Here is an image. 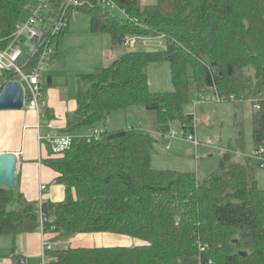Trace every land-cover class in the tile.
Returning a JSON list of instances; mask_svg holds the SVG:
<instances>
[{
  "label": "trees",
  "instance_id": "16d2710c",
  "mask_svg": "<svg viewBox=\"0 0 264 264\" xmlns=\"http://www.w3.org/2000/svg\"><path fill=\"white\" fill-rule=\"evenodd\" d=\"M33 1L0 0V48ZM87 1L78 10L90 16L91 33L110 36L111 50L123 48L129 37L162 38L165 47L126 52L97 72L76 76V109L67 115L64 135L135 106L156 113L162 136L174 122L184 133L192 131L193 117L183 111L190 69L199 92H213L220 102L253 100L255 151L262 148L264 158V0H158L144 7L138 0H112L124 20L97 0ZM157 62L169 64L171 91L149 89L146 68ZM71 138L68 150L47 162L64 200L37 208L17 183L12 190L0 187V236L40 231L41 213L43 233L65 241L109 233L140 243L54 248L47 264H264V190L253 175V158L239 163L225 154L201 183L194 174L153 170L155 142L145 131L130 127L104 131L99 139Z\"/></svg>",
  "mask_w": 264,
  "mask_h": 264
},
{
  "label": "rangeland",
  "instance_id": "374dc122",
  "mask_svg": "<svg viewBox=\"0 0 264 264\" xmlns=\"http://www.w3.org/2000/svg\"><path fill=\"white\" fill-rule=\"evenodd\" d=\"M141 7L155 5L158 0H138ZM112 17L124 20L126 15L116 5L108 8ZM29 13L25 9L21 23H26ZM67 26L58 36L51 71L48 63L43 67L42 78L53 76V83L60 88L61 95L74 100L76 82L73 77H61L72 70L78 63L89 62L87 73L97 72L104 66L105 55L111 46L107 34L91 33L90 16L80 10H73L67 17ZM129 45L122 49L124 54L130 51L163 50L162 38H128ZM133 44V45H131ZM119 50V49H118ZM117 51V50H116ZM108 65V64H107ZM149 89L152 92L172 90L171 72L167 62L151 63L146 68ZM213 92H199L195 81L188 71V103L183 111L193 117V130L186 133L179 122L170 125L169 133L162 136L158 131L157 115L141 107H130L123 112L111 114L105 123L94 128H83L72 131L70 136H91L93 133L117 131L133 127L148 133L154 140L151 150L150 166L156 171H174L194 174L197 181L203 182L216 172L225 154H230L233 162L245 163L251 159L253 175L258 187L264 190V161L254 158L253 115L256 111L253 100L219 101L213 99ZM43 98V97H42ZM41 98V100H42ZM176 134L172 137V134ZM188 135L193 141L186 140ZM4 241V240H0Z\"/></svg>",
  "mask_w": 264,
  "mask_h": 264
},
{
  "label": "crops",
  "instance_id": "0c3cea01",
  "mask_svg": "<svg viewBox=\"0 0 264 264\" xmlns=\"http://www.w3.org/2000/svg\"><path fill=\"white\" fill-rule=\"evenodd\" d=\"M123 48L111 50L105 55L104 66L118 58ZM89 62L78 63L68 69L61 77L90 74ZM51 65L46 70L51 71ZM94 73V72H92ZM53 76L41 78L42 100L39 112L24 108L20 111H0V154H12L17 158L16 183L28 202L37 208L46 202L60 203L64 200V187L56 183L57 173L49 168L47 162L53 159L51 146L47 141L50 135H64L67 115L76 109L74 100L61 95L60 88L53 83ZM76 82V80H75ZM44 185L45 189L40 190ZM0 264H38L43 243L54 248H111L139 245L137 240L126 236L101 233L77 235L67 241L53 233L21 234L19 236H0Z\"/></svg>",
  "mask_w": 264,
  "mask_h": 264
},
{
  "label": "built area",
  "instance_id": "2783aa9c",
  "mask_svg": "<svg viewBox=\"0 0 264 264\" xmlns=\"http://www.w3.org/2000/svg\"><path fill=\"white\" fill-rule=\"evenodd\" d=\"M104 8L115 6L112 0H97ZM89 5L87 0H34L26 8L29 18L26 23H19L8 43L0 48V92L9 81L18 82L24 91V108L39 112L42 98L40 79L44 71L43 67L49 63L54 55L53 39L57 37L67 26V17L73 10ZM130 42L126 43L129 45ZM133 45V44H131ZM15 78V79H12ZM219 102V96L213 99ZM257 109V106H255ZM101 133H93L95 139H99ZM176 134H172L174 137ZM186 140L193 141V136L188 135ZM47 141L51 146L53 155H59L68 150L72 138L69 135H50ZM263 149L255 153V157L264 161L261 156ZM42 185L40 190L43 191ZM44 218L39 213L40 232L43 233ZM52 250L48 243L42 244L38 264H47V253Z\"/></svg>",
  "mask_w": 264,
  "mask_h": 264
},
{
  "label": "water",
  "instance_id": "95a60500",
  "mask_svg": "<svg viewBox=\"0 0 264 264\" xmlns=\"http://www.w3.org/2000/svg\"><path fill=\"white\" fill-rule=\"evenodd\" d=\"M24 109V91L16 81H9L0 92V111H20ZM17 158L12 154H0V187H16ZM237 243V240H234ZM246 257L245 252L238 253Z\"/></svg>",
  "mask_w": 264,
  "mask_h": 264
}]
</instances>
